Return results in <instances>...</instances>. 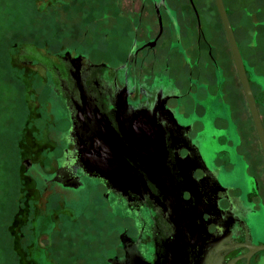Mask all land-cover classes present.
Instances as JSON below:
<instances>
[{"label": "flooded vegetation", "instance_id": "1", "mask_svg": "<svg viewBox=\"0 0 264 264\" xmlns=\"http://www.w3.org/2000/svg\"><path fill=\"white\" fill-rule=\"evenodd\" d=\"M220 1L225 17L219 0H108L105 9L100 0L89 24L95 37L125 42L121 62L106 64L117 52L109 46L63 52L53 92L69 121L42 183L76 190L92 178L144 212L112 264H165L180 248L179 221L188 229L192 217L214 264H264V0ZM144 137L152 164L131 142ZM113 167L146 186L131 188Z\"/></svg>", "mask_w": 264, "mask_h": 264}, {"label": "water", "instance_id": "2", "mask_svg": "<svg viewBox=\"0 0 264 264\" xmlns=\"http://www.w3.org/2000/svg\"><path fill=\"white\" fill-rule=\"evenodd\" d=\"M219 3L225 17L220 0ZM93 4L99 5L100 0L78 1L25 72L28 161L33 165L29 169L33 264H112L118 257V252L121 253L118 247L119 238L127 232L133 233V223L137 221L140 226L138 219L145 215L139 210L134 213L114 193L101 188L98 181L92 178L83 177L82 187L76 190L63 188L61 185L45 187V183H42V176L45 178L44 176H49L56 169L54 160L59 149L52 150L55 146L53 140L58 142L55 138L57 133L66 132L69 121L53 92V88H56L57 69L62 67L63 52L70 49L103 54L101 51L109 46L110 50L117 49V52H110L106 56V64L112 66L121 62L119 48L126 45L115 38H110L107 42L101 40L103 32L95 37L93 27L89 24L90 19L93 24V18L89 17L88 10V6ZM100 5L104 9L110 6L108 0H102ZM226 24L230 29L227 21ZM233 45L240 63L237 47L234 43ZM141 140L144 141L143 146L135 138L131 141L132 145L140 153L139 158L152 164L151 150L145 149L149 146L145 143L150 139L144 137ZM118 154L119 152L110 153L113 158L118 157ZM116 169L113 167L110 171L118 180L126 179L128 186L135 185L131 188L146 186L135 171L129 168L125 171ZM150 171L153 172L151 169ZM58 191L63 194L57 193ZM199 220V217H192L188 229L179 221V226H183V229L177 233L176 244L179 243L180 248L178 253L176 250L172 251L165 264H214L215 250L208 249L203 253L198 244L203 234ZM184 237L190 238V245L195 247L191 262H186L188 250ZM126 264L150 263L141 261V258L128 257Z\"/></svg>", "mask_w": 264, "mask_h": 264}, {"label": "rangeland", "instance_id": "3", "mask_svg": "<svg viewBox=\"0 0 264 264\" xmlns=\"http://www.w3.org/2000/svg\"><path fill=\"white\" fill-rule=\"evenodd\" d=\"M80 0H0V264H33L25 72Z\"/></svg>", "mask_w": 264, "mask_h": 264}]
</instances>
